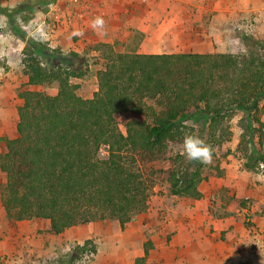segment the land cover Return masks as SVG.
Returning a JSON list of instances; mask_svg holds the SVG:
<instances>
[{"label": "trees", "instance_id": "16d2710c", "mask_svg": "<svg viewBox=\"0 0 264 264\" xmlns=\"http://www.w3.org/2000/svg\"><path fill=\"white\" fill-rule=\"evenodd\" d=\"M25 42L30 48L22 60L26 86L55 83L57 93L20 91L17 137L1 140L6 151L0 171L6 181L0 202L11 225L48 220V233L60 235L71 227L116 220L124 229L147 210L152 195L154 181L144 177V165L157 160L169 144L183 143L190 122L205 127L220 145L229 135L225 121L240 113L243 133L237 150L247 159L243 167L254 170L264 164L254 143L264 139V54L252 49L239 57L117 53L98 73L93 97L82 99L71 79L85 72L69 66L78 56ZM250 42L264 51L263 43ZM56 59L68 66L52 64ZM129 112L142 120L126 122L122 132L118 120ZM105 146L107 157L101 158ZM191 166L168 172L170 195L202 198L198 187L206 180L204 164ZM92 243L75 246L65 264L86 247L95 252ZM151 247L146 242L144 255L133 264H147Z\"/></svg>", "mask_w": 264, "mask_h": 264}, {"label": "rangeland", "instance_id": "374dc122", "mask_svg": "<svg viewBox=\"0 0 264 264\" xmlns=\"http://www.w3.org/2000/svg\"><path fill=\"white\" fill-rule=\"evenodd\" d=\"M180 1L188 5L185 16L190 19H199L200 26L194 25L193 28L199 29L200 32L207 34L208 44L210 46L205 53L201 54H224L229 53L235 56H242L250 49L255 50L259 55H263V47L258 49L253 47L250 39L257 40L264 44V0H173ZM12 0L4 7L0 4V16L6 17L8 20V28H0V36L7 32L11 33V44L13 47L22 45V52L19 55L11 54L12 58L19 59L21 66L18 70H13L7 64L6 57H0V156L5 153V145L2 139H14L17 137L16 125L18 122L17 104H22L19 99L20 91L41 92L48 96H55L57 93V84L52 83L45 86H30L22 84L20 88H15L18 80L25 82L26 76L23 74L22 60L28 51L22 25L28 24L30 21L37 20L38 8L43 9L44 18L42 22L47 25V31L50 33V41L40 44L53 52H60L63 56L70 53L76 54L78 57L73 58L70 67H79L85 73L81 79H71L72 84L79 86L77 95L82 99H91L98 90V73L103 70L108 59L117 53H121L123 45L119 43L108 44L99 42L98 40H84L80 43L79 50L59 51L52 48V37L57 33L68 30L77 17L75 13H69L72 22L58 23L54 18L53 9H69L72 6L70 0ZM38 3L41 5L36 6ZM12 4V5H11ZM61 10V11H62ZM89 10H82L81 13ZM76 14V17L74 15ZM10 15V17H9ZM66 17V16H65ZM73 17V18H72ZM206 31H205V30ZM78 37H72L75 39ZM209 38L211 42L209 41ZM30 40V39H29ZM32 41V40H31ZM34 42V41H33ZM36 43V42H34ZM52 43V44H51ZM264 46V45H263ZM30 49V48H29ZM188 54V53H185ZM199 54V53H189ZM66 67L68 63L62 62L60 59L53 60L52 64ZM147 105L151 102L144 101ZM153 103V102H152ZM242 115L240 113L233 114L225 125L228 126V139L216 144V139H210L206 133L205 127L200 124L188 123L191 130L186 131V136H196L201 138L206 144L210 145L214 156L210 164H204L203 174L206 176L200 185V191L203 193L202 203L205 205L207 215L212 219H220V217L238 216L242 214V210H254V216L264 215V188L259 193L258 204L254 192L246 198H236L235 194L231 195L232 190L220 183L228 170L238 169V172L245 173L251 178L254 177L255 184L264 185V177L257 179L258 174L264 173V168L257 164L254 170H247L243 167L247 161L246 158L237 150L239 147L243 130ZM142 120V117H136L131 112L124 114L119 118V129L124 132V124L131 120ZM264 123V117L262 118ZM255 148L260 150V154L264 156V139L259 144L255 138ZM107 147H101L99 157L106 158ZM250 152V151H249ZM252 152V151H251ZM193 160L188 159L183 154V143L169 144L162 153L151 162L144 165L145 176L148 175L154 181L152 189L153 197H164L163 201H158L153 207L158 220L163 222L162 228H168L166 239L170 240L174 231H177L171 222L174 221L170 208L185 207L180 197L172 196L169 193V184L167 182L168 172L179 167L188 166L192 168ZM218 168V169H217ZM5 174L0 171V188L5 184ZM155 199V198H154ZM156 200V199H155ZM186 201V200H184ZM192 199L186 202H191ZM150 203V202H149ZM260 204V205H259ZM151 207V204H149ZM3 210V213L2 211ZM257 210V211H256ZM256 214V215H255ZM139 215L135 218L137 220ZM4 218V220H3ZM150 217H145L143 222L147 223ZM5 211L0 206V264H65L69 260L70 255L74 252V247L82 246L86 240H92L95 246V252L89 248L77 252V259L72 264H97L104 261L105 255H109L111 251L117 250L121 246L124 229L120 228L118 221L105 220L98 221L84 226H76L68 228L60 235H52L48 233V222L43 219L24 220L15 225H9ZM165 223V225H164ZM244 227L250 231L252 242L249 245L248 260L240 264H264V227L257 226L252 221H244ZM127 227V226H126ZM212 228V227H211ZM153 230H157L153 228ZM147 235L150 233L146 231ZM129 234V232H128ZM146 236V237H148ZM251 260V261H250Z\"/></svg>", "mask_w": 264, "mask_h": 264}, {"label": "crops", "instance_id": "0c3cea01", "mask_svg": "<svg viewBox=\"0 0 264 264\" xmlns=\"http://www.w3.org/2000/svg\"><path fill=\"white\" fill-rule=\"evenodd\" d=\"M10 1L0 0V4L6 7ZM70 1L72 3L70 10L61 9V13L58 14L63 18V22H72L71 18L67 17L69 13L76 11L79 13H76L77 17L76 14L74 15L75 21L68 30L52 37L54 45L52 48H57L61 52L69 48L79 50L80 43L84 40H98L108 44L119 43L124 47L121 53L142 55L201 54L205 53L210 46L207 42L210 36L205 34L203 29L200 32L199 29L193 28L194 25H201L200 20L185 16L188 5L180 1ZM14 3L12 0L13 5ZM40 5L41 3H38L36 6ZM85 9L89 11L81 13ZM37 14L42 22L45 14L43 9L38 8ZM96 17L103 18L107 35H99L97 30L91 27ZM77 29L82 30L84 35L75 39L69 38L72 31ZM209 41L211 42L210 38ZM23 83H27V78L25 82L18 80L15 88H20ZM20 105L17 104L18 107ZM220 181L223 186L232 190L231 195L235 194L236 198L243 196L242 198L247 199L254 192L255 204L260 202L258 197L264 185L257 187L253 182L254 177L251 178L234 168L228 170ZM198 189L200 191L199 187ZM202 198L192 199L189 203L183 200L185 207L170 208L174 217L171 223L177 227V231H174L170 240L166 239L168 228H162L163 222L158 220L153 209L156 203L163 201L164 197H153V201L151 198V201H148L147 210L139 214L143 216L134 221L139 215L135 216L126 225L127 227L125 226L123 234L126 236L122 238L121 246L111 251L109 255H105V260L97 264H133L137 258L144 255V245L148 241L151 242L152 247L148 252L147 264H240L247 261L252 238L250 231L244 227V221L250 220L263 228L264 215L255 217L254 210L244 209L241 215L214 220L207 215ZM1 211L3 213V210ZM145 217H150L147 223L143 222ZM47 228H49V222ZM146 231L150 233V236Z\"/></svg>", "mask_w": 264, "mask_h": 264}, {"label": "clouds", "instance_id": "9594fccd", "mask_svg": "<svg viewBox=\"0 0 264 264\" xmlns=\"http://www.w3.org/2000/svg\"><path fill=\"white\" fill-rule=\"evenodd\" d=\"M8 20L6 17L0 16V28H8ZM91 27L97 30L99 35H107L105 30V22L102 17H96ZM22 30L26 33L25 40H32L37 44H44L49 41L50 33L47 31V25L39 19L30 21L26 25H22ZM82 30H73L70 37L83 36ZM11 33L7 32L0 36V57L7 58V64L13 70H18L21 66L19 59H13L11 54L19 55L22 52V45L13 47L11 44ZM183 154L190 160L199 161L203 164L212 162V148L206 144L201 138L196 136H186L183 140ZM264 168V165H261ZM264 177V173L258 174L257 179Z\"/></svg>", "mask_w": 264, "mask_h": 264}, {"label": "built area", "instance_id": "2783aa9c", "mask_svg": "<svg viewBox=\"0 0 264 264\" xmlns=\"http://www.w3.org/2000/svg\"><path fill=\"white\" fill-rule=\"evenodd\" d=\"M53 11H54V13L53 14H55V19L57 20V22L58 23H62V21H61V17L58 15V14H60L61 13V9L59 8L58 9V7H55L54 9H53ZM62 20H63V18H62Z\"/></svg>", "mask_w": 264, "mask_h": 264}]
</instances>
